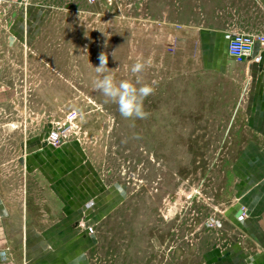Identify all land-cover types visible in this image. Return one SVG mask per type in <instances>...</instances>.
<instances>
[{
	"label": "rangeland",
	"instance_id": "obj_1",
	"mask_svg": "<svg viewBox=\"0 0 264 264\" xmlns=\"http://www.w3.org/2000/svg\"><path fill=\"white\" fill-rule=\"evenodd\" d=\"M69 1L52 10L28 46L0 55V140L7 145L0 146V158L7 163V188L21 198L27 183L15 162L18 143L9 138L47 135L57 123L73 120L79 127L74 138L97 171L108 185L127 191L96 227L91 263L200 264L226 230L207 225L224 223L229 202L227 158L235 148L222 144L224 131L217 127L237 97L232 78L201 70L198 42L188 33L198 23L174 21L170 14L165 19L164 0H142L143 6L101 0L93 9ZM239 6L194 4L189 11L199 27L219 28L251 10L245 2ZM101 53L117 81H135L132 64L152 58L143 81L158 83L144 100L147 119H125L94 89ZM7 124L16 129L3 134Z\"/></svg>",
	"mask_w": 264,
	"mask_h": 264
},
{
	"label": "crops",
	"instance_id": "obj_2",
	"mask_svg": "<svg viewBox=\"0 0 264 264\" xmlns=\"http://www.w3.org/2000/svg\"><path fill=\"white\" fill-rule=\"evenodd\" d=\"M71 2L88 3L92 9L103 4L101 0L96 4ZM241 2L251 10L234 14L235 21L219 28L203 23L199 27L200 21L189 11L194 4L237 10ZM62 3L65 0H32L18 8L11 0H0V55L28 46L47 24L52 10ZM180 3L170 0L167 17L170 14L174 21L184 17L191 25L198 23L196 30L191 27L188 33L198 42L201 70L231 77L237 94L227 119L217 127L224 131L222 144L235 148L227 158L224 187L229 194L222 212L227 231L218 246L203 252L200 264H264V49L256 44L252 59L238 66L228 55L227 39L232 29L264 31V15L258 10L264 0ZM256 58L259 60L254 61ZM9 139L18 143L20 156L15 162L27 183L21 198L9 191L4 180L7 163L0 158V248L5 249L0 264H92L98 245L95 229L108 220L109 209L119 207L127 191L120 185H108L76 138L59 148L48 144L46 133L28 135L22 141ZM1 141L0 146L7 147ZM241 211L243 218L239 219Z\"/></svg>",
	"mask_w": 264,
	"mask_h": 264
},
{
	"label": "clouds",
	"instance_id": "obj_3",
	"mask_svg": "<svg viewBox=\"0 0 264 264\" xmlns=\"http://www.w3.org/2000/svg\"><path fill=\"white\" fill-rule=\"evenodd\" d=\"M99 65L93 66L96 73L93 79V87L105 97V103H114L118 111L125 119H147L150 115L144 109V100L152 95L158 81L151 83L143 81V73L153 66L151 57L143 59L138 57L130 68L135 81L121 79L117 81L114 71L108 67V56L101 53Z\"/></svg>",
	"mask_w": 264,
	"mask_h": 264
},
{
	"label": "built area",
	"instance_id": "obj_4",
	"mask_svg": "<svg viewBox=\"0 0 264 264\" xmlns=\"http://www.w3.org/2000/svg\"><path fill=\"white\" fill-rule=\"evenodd\" d=\"M12 3L18 7L23 8L32 3V0H11ZM91 4L98 3V0H88ZM111 5L113 0H106ZM259 12L264 15V5L259 3ZM228 39V55L234 60L238 66L245 65L252 59L254 47L259 44L264 49V31L256 29L253 32H247L245 30L232 29L227 32ZM259 58L254 59L258 61ZM55 125V124H53ZM4 128V126H2ZM79 127L73 123V120H66L64 123H57L50 133L48 134L47 142L55 148L60 147L64 142L74 138L78 135ZM223 216V215H222ZM240 217L239 219H242ZM212 222V223H211ZM207 227L214 228L221 227L223 222L221 220H212ZM82 227L84 225L82 224ZM93 233L92 230H90ZM0 248V253H3ZM5 254V253H3Z\"/></svg>",
	"mask_w": 264,
	"mask_h": 264
},
{
	"label": "flooded vegetation",
	"instance_id": "obj_5",
	"mask_svg": "<svg viewBox=\"0 0 264 264\" xmlns=\"http://www.w3.org/2000/svg\"><path fill=\"white\" fill-rule=\"evenodd\" d=\"M138 1V3H135V5L136 6H143L142 4H140V2H142V0H137ZM165 1V3H166V7L169 5V3H170V0L168 1V0H164ZM159 2H161V0H158V3ZM181 3H182V0H181ZM180 3V4H181ZM112 4H113V2H112ZM111 4V5H112ZM175 4H177L178 5V2L177 1H175ZM183 4V3H182ZM110 5V6H111ZM166 7H165V10H167L166 9ZM172 10V9H171ZM139 11H141V10H139ZM166 17H167V13H165V19H166ZM1 129H2V133L4 134V133H9V132H14L15 131V127H14V125H12V124H10V125H4V128H2V126H1ZM51 131V130H50ZM50 131L47 133V135L50 133ZM50 145V144H49ZM50 146H52V145H50ZM53 147V146H52ZM61 147V146H60ZM55 148V147H54ZM59 148V147H58ZM200 187H199V191H200ZM199 191L197 192V194L199 193ZM194 198H196V197H194ZM175 210V209H174ZM184 217V212H182V218ZM157 231V230H156ZM93 233H94V231H93ZM173 238V234H171L169 237H168V239L166 240V242H168V241H170L171 239Z\"/></svg>",
	"mask_w": 264,
	"mask_h": 264
},
{
	"label": "water",
	"instance_id": "obj_6",
	"mask_svg": "<svg viewBox=\"0 0 264 264\" xmlns=\"http://www.w3.org/2000/svg\"><path fill=\"white\" fill-rule=\"evenodd\" d=\"M13 42H14V38H11V39H10V44L12 45ZM241 215H242V211L240 212V214L238 215V217H240Z\"/></svg>",
	"mask_w": 264,
	"mask_h": 264
}]
</instances>
